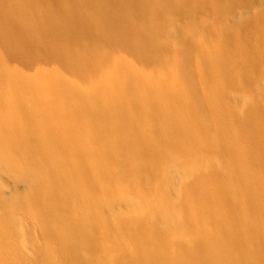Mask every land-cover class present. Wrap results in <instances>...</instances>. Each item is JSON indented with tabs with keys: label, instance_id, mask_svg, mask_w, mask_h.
Here are the masks:
<instances>
[{
	"label": "bare ground",
	"instance_id": "bare-ground-1",
	"mask_svg": "<svg viewBox=\"0 0 264 264\" xmlns=\"http://www.w3.org/2000/svg\"><path fill=\"white\" fill-rule=\"evenodd\" d=\"M59 1L63 3L59 7L43 8L36 1L0 0V52L32 68L27 71L38 74L31 80L39 91L29 93L22 79L3 66L0 80L18 86L19 95L22 90L30 94L45 130V136L24 139L25 132L34 133L37 127L4 118L9 109L0 95V129L10 134L6 151L0 137V264H264V47L259 45L264 30L257 31L258 40L245 33L236 39L228 35L230 21L222 24L224 40L247 43L243 57L217 49L241 64L242 71L221 69L210 59L201 60L206 68L202 75L205 83L221 88L229 114L225 111L223 118L216 100L204 92L200 79L188 70L195 64L193 58L169 57L168 41L162 42L179 33L183 51H197L201 44L193 33L196 29L207 31L200 14L209 5L205 0ZM183 1L190 4L189 9L181 6ZM217 1H225L229 12L242 17L238 23L232 21L233 27L251 28V19L246 20L249 15L264 23V11L254 8L258 1L209 2ZM154 14L161 15L162 22L156 23ZM206 46L214 51L213 42H206ZM121 48L142 67L152 68L135 69L122 52L118 53ZM164 57L176 62V69L160 65ZM57 63H61L60 68ZM260 68L263 72L258 77L251 74ZM62 71L82 78L99 92L106 106L98 112V119L108 122L124 113L127 104L132 105L149 119L139 126L143 132L136 135L118 129L114 138L103 140L101 126L97 125L91 139L103 148L100 161L95 164L83 159L84 150L74 145L71 137L66 138L72 128L60 133L51 120L62 117L65 111L68 116L82 118L58 104L59 98L67 95L64 90L74 91L88 104L94 103L78 90V85L69 82V88H64ZM142 71L151 82L142 78ZM47 76H51L50 81ZM182 79L191 85L192 103L203 123L183 102L184 89L178 87ZM236 79L249 87V93L235 92L237 96L231 97L234 92H228L227 86L239 83ZM43 86L48 88V102L42 97ZM60 91L61 95L57 93ZM148 91L166 100L174 99V107L169 109L162 99H147L143 94ZM16 103V113L33 116V110L23 101ZM160 106L163 111L159 110V118H155ZM242 106H247V113ZM178 115L190 119L212 138L208 146L192 138ZM154 119L172 130L158 131ZM48 138L60 142L76 159L53 149ZM15 147L20 149L17 157L12 155ZM191 151L198 155L194 158L197 165L210 160L211 151L216 153L218 163L211 161L212 169L189 168L186 161ZM129 153L139 159L132 161ZM164 164L179 168L178 177L163 171ZM173 185L183 193L170 195L168 190ZM123 189L133 198L122 194ZM136 197L139 204L164 214L166 224L161 230L134 208L125 211L129 219L121 215V200L124 198L126 206H135ZM150 200L158 202V207L152 208ZM176 203L178 207L172 208ZM179 213L183 214L181 223L177 220Z\"/></svg>",
	"mask_w": 264,
	"mask_h": 264
},
{
	"label": "rangeland",
	"instance_id": "rangeland-1",
	"mask_svg": "<svg viewBox=\"0 0 264 264\" xmlns=\"http://www.w3.org/2000/svg\"><path fill=\"white\" fill-rule=\"evenodd\" d=\"M26 1L27 2L36 1L37 4L39 6H42L43 8H45V7L46 8H50V7L55 8V7H59L60 4H61V1H59V0H26ZM187 1L189 3H193L196 0H187ZM187 1L186 2L183 1L182 5H181L186 10L190 8V4L187 3ZM205 1L209 5L207 7H205V9L200 14H202V16H203L205 25L207 27L206 28L207 31H202V30L196 29L195 32L193 33L195 35V36L194 35L193 36L198 41H200L199 43L201 44V46L197 49V51L193 49L191 51L188 50V53H185L183 51V49L181 48L182 45H183V40L180 41L181 38H179V36H180L179 33H177V34L173 33L174 36L172 35V37L170 36L168 38V36H167L166 38H163L162 42L165 43V42L168 41L167 42V46L168 47L170 46V47L168 48V50L166 52L169 55V57L170 56L174 57L173 59H182L183 57L188 55L191 58H193L195 64H192L191 67L188 68V70L189 69H190V71L192 70L193 74L197 78L200 79V83H202L201 86L204 89V92H206V93L208 92V95L212 99L216 100L215 102L217 104L216 103L215 104L217 106L215 104H213V106H216V108L220 107L221 111H222V114H223V118H225L224 112L227 111V110L225 109L226 108L225 103L222 102L223 101V95H222V92L220 90L221 88H218L217 84H214V86H212L209 83H205V80L202 78V75H204V73H205L204 70H206V68L201 63V60H203V59L204 60L205 59L209 60L210 59L216 65L220 66L221 69L225 68V69L231 70L233 68L234 72H235V70H237V71L241 70L242 71L243 68H242L241 64L234 62L230 58L229 55H226V54H222L221 55L220 53L217 52V49L219 48V49H222V50L228 52L229 54L232 53L233 55L243 57L244 51L242 49L245 47L244 45H247V43L245 44V41H243V43L241 44V42L237 43L236 42L237 40L234 41V39H233V42H232V40H230L229 42L224 40L225 39V34L223 33L224 29L221 28L222 24H224V23L226 24L227 23L226 21H230L229 22L230 23V25H229L230 29L227 32H228V35H230L232 38L234 37L236 39H241L242 36H243V33H245V34L253 36L255 40H258L257 31L260 32V30H264V23L261 22V24H259L260 20H258V19L255 20L254 17L249 15V16L246 17V20H248L249 18L251 19L250 21H251V23L253 25L251 28L239 29L238 27H236V25L233 27V26H231L232 21H234L233 23H238L240 20H243V19H242L241 16L239 17L238 14H236L237 15L236 16L235 14H232L231 12H229L228 11V6L226 5L224 0H223L224 3L222 1L212 2L211 3L212 6L210 5V2H209L210 0H205ZM255 1L256 2L258 1L256 3V7H254L256 9V11H264V6H263L264 5V0H255ZM245 3H247V0H244V4ZM242 4H243V2L241 3V5ZM211 8H214V10H212ZM237 8H238V11H239V9H241L240 6H238ZM218 11L221 12L220 13L221 15H219ZM195 14H199V12H197ZM217 15H219V16L217 17ZM170 16L174 17L173 14H170L169 17ZM153 17H154L156 23L162 22V16L161 15L154 14ZM257 21H258V23H257ZM258 28H259V30H257ZM6 32H10V30H6ZM261 40H262V42L259 40V42H260L259 45L261 44V46L264 47V39H261ZM206 42H213L214 43V45H215L214 51H212L213 48H209V49H211V52L209 51V49L206 46ZM237 45H239V47ZM121 52L123 53L124 58H126L128 60V63L131 64L135 69H138V70L146 69V70H148V69L152 68V67H150V68L149 67H142L137 61H134L132 59L130 54H126L125 52H123L122 48L119 49L118 53L121 54ZM0 53L3 54L2 55L3 57H0V66H3L5 68H7V70H9V71L13 72L14 74L18 75L20 77V79H22V81H21L22 85L24 86V88L29 93H34V92L37 93L39 91V88H38V86L35 85V83L31 79H36L38 74H32V73L29 74V72L27 70H30L32 68H27V67H25V66H23V65H21L19 63L11 61V59H9L7 54L4 53L3 51L0 52ZM1 54H0V56H1ZM195 59H197V60L195 61ZM199 59H200V61H198ZM175 63L176 62H172V61L168 60L166 57H164L161 60V64L160 65H163L168 70H172V68L176 69V67L178 66ZM55 66L57 68H60L61 67V63H57ZM52 67H53V65H52ZM183 70L185 71V69H183ZM198 72L200 73L199 76H197ZM250 72H251L252 75L258 77L259 73H262L263 71H262V68H260V69H256V70L250 71ZM63 73L64 74L62 75V79L64 81L62 80V84L64 85V88H67V89L69 88V82H71L72 85H78L77 86L78 90L80 92L88 94L90 96V98H92V100H91L92 103H94V104H88L85 101H83L82 98H80L79 95H77L74 91H72V90H64V91H66V93H64V94L69 95L70 98L67 97V95H65L66 97H60L59 99H60L61 102L60 103L57 102V103L60 104V105H63V108L66 107V108H64V111L65 110H69L67 108H70V110H73V111L79 113L80 115H82V118H81L82 120L74 118L73 116H68L67 115V111H65V113H62V117H65V118H62L60 116V118L59 117H55V118H53L51 120L52 126L56 129V131H58L60 133H65V131H69V129L72 128V129H70L71 131H69V132H71L70 135L65 133L66 134V138L71 137L73 139V141H74L73 142L74 145L79 147L80 150L82 149L81 151L84 150L85 153L84 152L83 153L85 155H83V159H85L86 161H89V162L91 161V162H93L95 164H98V161H100V156L102 155L101 153L103 152V148H100L99 146H95V144L93 143V140L91 139V135L93 134L92 131L93 130H96V131L98 130L97 125L101 126V128L99 129V132L101 133L100 136L104 135L103 136V140L106 137H107L106 139L114 138L115 137L114 131H116L118 129L124 130L126 132H132V133L134 132V134H136V135H140L143 132L139 128V126H144V124H146L149 119H147L145 115H142L137 110H135L134 106H132V105L129 106L127 104V110L124 113H122L119 117H115L114 116L108 122H103L100 119H98L97 116L100 115V114H98V112H101V110L106 106V105H104V106L102 105L103 101L100 98L99 92L93 90L92 88H89L87 86L86 81L83 80L82 78H79L78 76H74V75H69L67 72H63ZM115 73H117V72H115ZM193 74L191 72L192 76H193ZM262 74H264V72ZM141 75H142V78H145V80H147V82H151L150 78L148 77L147 72H143L142 71ZM181 75L182 76H184V75L186 76L187 74L186 73H184V74L181 73ZM201 78H202V80H201ZM47 79H48V81H50L51 80V76H47ZM134 79L135 78H133L132 80H134ZM236 80L239 83H234V84H236V85L239 84L241 86H239V87L236 86V85L227 86L228 92H234V95H232L233 93H230L231 97L237 96V94H235V92H237L238 94H241L243 92H248L250 90L249 87H246V85H244V83H242L240 81V79H236ZM64 82H66V83H64ZM190 86L191 85L188 83V81L186 79H182L179 82V86L178 87L181 90H182V88L184 89L183 90V94H182V99H184L183 102L186 105H189L190 108L192 107L191 109L193 110V112L190 109L192 114L196 117V119L200 120L203 123V119H202V115H201L200 111H198V109L196 107L194 108V103H192V102H194V99H193V97L191 95V89H190L191 87ZM43 87H44V90H42V87H40V89L43 92V96L42 97H44L43 100L46 99L45 101L48 102V98H47V96L45 94V92H47L46 89H48V88H45L46 86H43ZM17 89H18V86L10 85L9 83H6V81H1L0 80V95L4 99H6V103L8 105L7 107L9 109L8 111H6L3 114L4 118H6L8 120H11L12 122L15 121L16 123L17 122H20L22 124L24 123L25 126L31 125V126H28L30 128H34V126L37 127V128H35L36 131L34 133L33 132H25L23 134L24 135V139L30 140V139L36 138L38 136H42V135L45 136V133H44L45 130H44L42 116L39 114V111H37V109L34 108L35 104H34V101L31 98L30 94L27 93L25 90H22L23 93H20V95H21L20 96L18 94V92H17L18 91ZM61 92L62 91L57 92V93L58 94L60 93V95H61L62 94ZM15 95L17 97H20L18 100L23 101L24 105H27L26 107H28L29 109L33 110V116H28L27 117V115H25V114L24 115L23 114H19V113H16L14 111L15 107L17 106L16 102L18 101V100H16L17 97ZM143 95L144 96L146 95L145 97H147V99L152 100L154 102H155V99L157 101H160V102L162 100L167 101V103L169 104V107H168L169 109L174 107V104H175V100L174 99L166 100L163 97L161 98V96L158 97L159 95H157V94H153L152 91H148V92L144 93ZM15 97H16V99H14ZM159 99H162V100H159ZM1 104H3V103L0 102V105ZM242 107H243V110H244L243 113H247L248 112L247 111L248 110L247 106H242ZM238 108L239 107H237V110H238ZM235 109H236V106H235ZM159 110L163 111L162 106H160L158 108V110H156L155 112L153 111L155 113L154 114L155 118H159L158 117L159 112H160ZM227 114H228V111H227ZM66 116H68V117H66ZM31 118H32V120H31V122H29V119H31ZM177 118H179V121L182 122L183 124L185 123L184 124L185 126L187 125L186 127L188 128V130H190L192 132L191 133L192 134L191 135L192 138L198 140L201 143L204 142L205 145H207V146H208L207 143L212 141V138H210L207 134H205L204 132L199 130L198 125H196V126L192 125V121L190 119H188L187 117H180L179 116ZM120 121L123 122V123H126V124H118L117 122H120ZM37 123H40V126ZM153 123H154L155 127L157 128V130L160 131V132L164 133L166 131L169 132V131L172 130V129H168V126L162 124L159 119H154ZM104 125H106V126H104ZM202 126H203V124H202ZM195 131H197V133ZM198 131L200 133H198ZM0 137H1L2 141H3V145H2L3 147L2 148H3L4 151H6L7 148H9V145H10V142H9L10 134L7 133V132H3L0 129ZM47 140H48L49 145L53 149L58 151L59 153L66 152L70 156L71 159H76L74 157V155L71 156V154L63 147V145L60 142L55 141L54 139H51V138H48ZM36 145L38 146V144H36ZM17 148L18 147H15L14 151L12 152V153H14L12 155H14L16 157H17L18 154H20V149H17ZM0 150H1V148H0ZM113 152H115V151H113ZM193 152L194 151H191V153H193ZM115 153H116V155L121 154V152H119V151H116ZM209 155H211L210 160L208 159L206 161V163L205 162L200 163L199 164L200 166H199V165L196 164V162H197L196 159H194L198 155H194V153L192 155L188 154L189 158H187L186 165L188 164V167L189 168H193V169L202 168V167H205V166H206L205 168H207V169H212L213 168V164L212 163L213 162L218 163L217 162L218 159L216 158V153H214L212 151L209 153ZM14 156H13V158H14ZM129 157H131V160L133 161V160L136 159L135 157H137V156H135L134 154H130ZM137 158L139 159V157H137ZM211 161H213V162H211ZM162 169H163V171H166L169 175H171V177H172L173 174H174V176L178 177L177 170H179V168L178 169H176L174 167L172 168L171 166L164 164ZM114 171H115V173H117L116 169H114ZM176 180H178V178ZM157 192H160V191L158 190ZM168 193L170 195L172 194V196H177L178 193H183V192H180V190L178 191V188H176V185H173V186L169 187ZM122 194H127L128 197H130V199L133 198V196L129 192H127L126 189L122 190ZM136 198H135V200L137 202L134 201L135 206H126L124 204V202H123L124 198L121 200V203L119 205L120 210H122L121 215H126L128 217V219H129V215L125 211L134 208L137 211L136 213H138L139 215H140V213L142 215H144V217L148 218L151 222L155 223L156 227L159 230H161L162 229V225L164 226V224H166L165 221H164L165 217L163 218L164 214L162 212L156 210V209H149L148 205L143 206V205L139 204V200H138V198L137 199ZM148 203H149V205L152 208L158 207V202H156V201L150 200ZM177 205H178L177 203L174 204L172 206V208L175 207L174 209H176L178 207ZM143 210L145 211V213L143 212ZM180 215H179L180 217L179 216L178 217L176 216V217H177V220L180 219L179 222L181 223L182 222L181 218H183V214L181 213ZM107 258L111 259L112 257H107ZM137 258H139V257H137ZM144 258L149 260L148 257H144Z\"/></svg>",
	"mask_w": 264,
	"mask_h": 264
}]
</instances>
